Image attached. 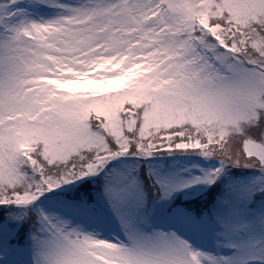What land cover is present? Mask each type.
I'll list each match as a JSON object with an SVG mask.
<instances>
[{
	"label": "snow or ice",
	"instance_id": "snow-or-ice-1",
	"mask_svg": "<svg viewBox=\"0 0 264 264\" xmlns=\"http://www.w3.org/2000/svg\"><path fill=\"white\" fill-rule=\"evenodd\" d=\"M0 210L14 264H264V0H0Z\"/></svg>",
	"mask_w": 264,
	"mask_h": 264
},
{
	"label": "rangeland",
	"instance_id": "rangeland-1",
	"mask_svg": "<svg viewBox=\"0 0 264 264\" xmlns=\"http://www.w3.org/2000/svg\"><path fill=\"white\" fill-rule=\"evenodd\" d=\"M181 160H195L197 158H192V157H184V158H178ZM208 163L210 162H205L204 164H202L201 166H207ZM240 179H244V174L241 172V170L238 169H234L232 170L227 177L222 178V181H232V180H240ZM220 183V182H218ZM216 186H214L215 188ZM213 189H209L207 190L208 192H211ZM69 196H71L72 194L69 193ZM186 195H190L186 194V193H177L176 196L174 197L173 201L171 202V206L172 207H177V206H185V207H191L192 205V201L189 199H185ZM203 195H207V192L203 193ZM196 200H200L201 197L200 196H195ZM0 213H2V210H0ZM2 215H0V219H2ZM31 258V254L30 252L24 253L23 256H18L16 254H13L12 252H10L7 248H4L2 250H0V264H14L15 261L19 260V259H25L28 260Z\"/></svg>",
	"mask_w": 264,
	"mask_h": 264
}]
</instances>
